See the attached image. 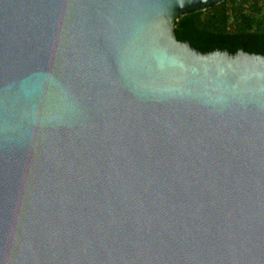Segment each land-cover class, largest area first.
Wrapping results in <instances>:
<instances>
[{"label": "water", "instance_id": "1", "mask_svg": "<svg viewBox=\"0 0 264 264\" xmlns=\"http://www.w3.org/2000/svg\"><path fill=\"white\" fill-rule=\"evenodd\" d=\"M225 0H0V264H264V55L203 53Z\"/></svg>", "mask_w": 264, "mask_h": 264}, {"label": "trees", "instance_id": "2", "mask_svg": "<svg viewBox=\"0 0 264 264\" xmlns=\"http://www.w3.org/2000/svg\"><path fill=\"white\" fill-rule=\"evenodd\" d=\"M176 35L203 53L264 55V0H225L194 9L176 20Z\"/></svg>", "mask_w": 264, "mask_h": 264}]
</instances>
